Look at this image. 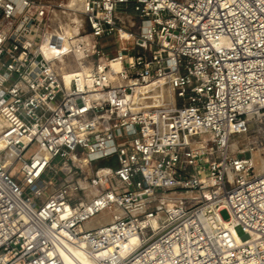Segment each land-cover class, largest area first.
I'll list each match as a JSON object with an SVG mask.
<instances>
[{
    "label": "built area",
    "instance_id": "built-area-1",
    "mask_svg": "<svg viewBox=\"0 0 264 264\" xmlns=\"http://www.w3.org/2000/svg\"><path fill=\"white\" fill-rule=\"evenodd\" d=\"M54 7L0 0V264H64L61 239L96 264H264V173L229 150L264 125V0H84L77 35Z\"/></svg>",
    "mask_w": 264,
    "mask_h": 264
},
{
    "label": "bare ground",
    "instance_id": "bare-ground-1",
    "mask_svg": "<svg viewBox=\"0 0 264 264\" xmlns=\"http://www.w3.org/2000/svg\"><path fill=\"white\" fill-rule=\"evenodd\" d=\"M83 2H84V0H67V4L63 6V8H65L66 11H64L63 13H60V15H64L63 16L64 19L66 18L65 20H67V22H68V23L67 22L65 23L67 35H69V34L70 35H77L79 33L78 31H80V28H81L82 23H83V18L80 15V12H81L82 6H83ZM58 8H59V6H58ZM62 10H60V11H62ZM53 11H52V13H53ZM54 14H56L55 11H54ZM58 14H59V12H58ZM53 16L54 15H52V17ZM57 19H59V17ZM124 19L127 20L129 23H131V18L129 16H125ZM63 22H65V21H63ZM59 24H61L60 21H59ZM120 34H121V36H124L122 32H120ZM69 48H70V46L65 41L63 36L57 35L56 33L52 32V31L46 36V40L44 42V52L45 53H48L50 55H58L60 53L62 54V53L68 52ZM111 67L113 69L117 70L119 68V64L118 63H112ZM68 75L69 74L65 75V82L66 83L69 80ZM163 97L167 98L169 100L172 98L170 93H167V94L164 93ZM154 103L158 104L159 100L156 98L154 100ZM241 124L242 123H238V124L233 125L231 128V133H233V131L235 130V127H237L238 125H241ZM2 125H3V123L0 119V129L2 128ZM259 151H257L256 153H252V157L250 159L252 162V165H253V167H254V169L258 175L264 173V160L262 159ZM10 158H11V154H7L6 158H5L7 163L10 162ZM80 165L82 166L83 169L88 168L84 159L81 160ZM100 173L106 174L107 170L102 169L101 171H99V174ZM95 193H96V191L94 189L88 188L86 194L87 195H94ZM105 211H107L109 213L108 214L109 215V221L107 223H109L112 220V216L116 217L120 214L119 210H117L116 208H112L110 210H105ZM105 211L101 212L99 215H101ZM99 215L95 216L94 218L98 217ZM93 219H91L90 221H92ZM89 222L84 224L85 229H92V228L86 226V224H88ZM93 228H95V227H93ZM60 241H61V244L57 245V248H58L59 254H60L64 264H96L94 258L92 257V255H91V253H90V251L86 245H84V244H77V245L76 244L75 245L70 244L63 239H61ZM137 244H138V238L132 237V238H130L129 243L125 247V249L130 250L133 247L137 246Z\"/></svg>",
    "mask_w": 264,
    "mask_h": 264
},
{
    "label": "rangeland",
    "instance_id": "rangeland-1",
    "mask_svg": "<svg viewBox=\"0 0 264 264\" xmlns=\"http://www.w3.org/2000/svg\"><path fill=\"white\" fill-rule=\"evenodd\" d=\"M47 1H50L52 4L55 5V8L53 10L55 11L56 14H54V11H53L52 15H54V16L52 17V20H53L52 23H54L56 21L57 22L60 21L62 25L65 24L67 22V20H65L66 18L64 19V17H63L64 15H60V13H63L64 11H66V9L63 8V6L67 4V0H47ZM58 6H59V8H58ZM60 10H62V11H60ZM58 12H59V14H58ZM129 16L132 19L131 22H134V23L137 22L134 14L129 13ZM58 17H59V19H57ZM63 21H65V22H63ZM83 28H85V27L83 26V23H82L80 30ZM103 43L105 46L106 53L109 55L110 58L113 57L116 53L117 46L119 45V42L117 41L116 37L114 36V37H111L109 39H106V40H104ZM258 129H259V132H258ZM233 134L234 135L232 136V138L229 141V150L232 154H236V156L239 158L251 159L252 153H256L257 151L260 150L259 153H260L262 159L264 160V125L260 128H259V126H255V125L247 127V126H245L244 123H242L241 125H238L237 127H235ZM102 165H104V164H102L101 162H97V163L93 164V167L99 168ZM87 169L84 168L83 170L88 172ZM253 173L257 174L255 169L253 170ZM108 214L109 213L107 211H105L104 213H102L101 215H99L98 217H96L92 221H90L88 224H86V226L93 228V227H96L98 225H103V224L107 223L109 221V215ZM221 217L224 220L227 219V217H228L227 213L225 211L221 212ZM235 232H236L237 236H239V237L243 236V233H242L240 228H237L235 230Z\"/></svg>",
    "mask_w": 264,
    "mask_h": 264
}]
</instances>
